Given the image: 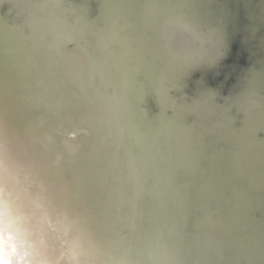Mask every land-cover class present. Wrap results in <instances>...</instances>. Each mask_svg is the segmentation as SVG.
<instances>
[{
    "label": "clouds",
    "instance_id": "9594fccd",
    "mask_svg": "<svg viewBox=\"0 0 264 264\" xmlns=\"http://www.w3.org/2000/svg\"><path fill=\"white\" fill-rule=\"evenodd\" d=\"M212 0H0V264H264V72L189 88Z\"/></svg>",
    "mask_w": 264,
    "mask_h": 264
},
{
    "label": "bare ground",
    "instance_id": "6f19581e",
    "mask_svg": "<svg viewBox=\"0 0 264 264\" xmlns=\"http://www.w3.org/2000/svg\"><path fill=\"white\" fill-rule=\"evenodd\" d=\"M212 8L215 11L217 20L225 27L227 34V46L223 49L226 55L230 57L232 51L234 56L233 67L235 71L231 74L228 83H223V87H232L230 84L234 79L243 78L250 75L249 70L255 72H264V45H261L263 39L259 35L262 33L264 38V0H212ZM258 30V31H257ZM220 58L222 61L224 57ZM224 67V72L221 69H212V67L201 68L199 72H195L189 82L190 89L193 83L207 84L204 87H213L210 83L214 78H221L223 75L229 74L231 61L229 60ZM227 93V92H225Z\"/></svg>",
    "mask_w": 264,
    "mask_h": 264
},
{
    "label": "water",
    "instance_id": "95a60500",
    "mask_svg": "<svg viewBox=\"0 0 264 264\" xmlns=\"http://www.w3.org/2000/svg\"><path fill=\"white\" fill-rule=\"evenodd\" d=\"M258 31V30H257ZM259 35L261 36V38L263 39V42H261V45H264V38H263V36H262V33H259ZM223 52H224V55H226V52H225V50H222ZM233 57H235L234 56V53H233V51H232V54H231V56L229 57L228 56V54L224 57V59H222V61H219L218 62V64H214L213 66H211L212 67V69H217V70H222L221 71V73H223L224 72V67L226 66V65H228L229 63H227L229 60L231 61V63H230V67H229V74L228 75H223V76H221L220 75V77L221 78H214L213 80L214 81H211L210 83H212V84H209L208 83V85H212L213 87H217L218 89H222V91L225 93V92H228L229 91V89L231 88V87H229V88H227V87H223V83H225V82H227L228 83V80L231 78V74L235 71V67L232 69V67H233V60H232V58ZM205 68V70L207 69V67H204ZM200 71V69L198 70V71H196V72H199ZM194 76V75H193ZM192 76V77H193ZM238 80V79H237ZM237 80L236 79H234L233 80V82H231L230 84H235L236 82H237ZM189 82H191V81H189ZM198 84H196V83H193V87H204L205 85H207V84H205V82L204 83H202V84H200L199 82H197Z\"/></svg>",
    "mask_w": 264,
    "mask_h": 264
}]
</instances>
